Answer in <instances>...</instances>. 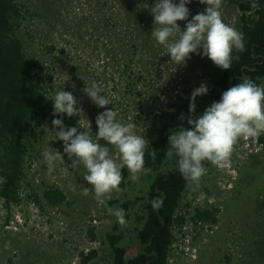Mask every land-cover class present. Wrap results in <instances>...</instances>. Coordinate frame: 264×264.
<instances>
[{
    "label": "rangeland",
    "instance_id": "rangeland-1",
    "mask_svg": "<svg viewBox=\"0 0 264 264\" xmlns=\"http://www.w3.org/2000/svg\"><path fill=\"white\" fill-rule=\"evenodd\" d=\"M17 2L24 14L19 34L27 55L53 78L47 101L50 119L54 112L51 100L64 88L73 93L77 107L83 111L73 117L62 115L67 119L66 127L89 131L93 138L98 132L96 118L106 109L97 107L86 95V83L102 84L104 94L112 101L107 108L118 109L122 122L135 123V131L151 141L153 124L173 119L180 122L189 109L193 90L211 84L218 68L195 53L185 65L171 62L166 48L151 35L146 36L147 45L141 44L135 34L124 37L122 31L128 24L119 0L117 6H106L105 0ZM204 2L192 0L186 5L190 10L188 20L177 22L182 31L214 0ZM154 3L144 2L149 20L142 26L147 34L154 27L150 11ZM220 3L224 22L238 30V9L227 0ZM110 20L116 22L111 25ZM179 35L178 31L176 38ZM118 37L123 40L118 41ZM79 120L84 129L79 127ZM52 129L49 121L44 134L29 149L21 203L9 209L0 199V264H83L92 251L98 255L87 264H110L107 236L115 232L123 234L121 245L127 248L128 258L133 257L140 247L135 218L142 215L141 203L131 207L132 219L124 224L109 209H123L125 202L143 197L155 175L143 172L134 180L124 168L122 172H127L119 190L106 194L101 203L93 192L84 194L86 188L93 187L83 179L86 169L83 165L71 166L75 158L69 160L63 153L64 142L56 140ZM261 137L264 139V135ZM100 142L119 159L113 146ZM55 149L64 155L65 163L49 172L42 153ZM48 186L63 190L67 202L52 207L41 199L39 205L35 195L42 197ZM214 209H218L216 222L196 218L198 210ZM177 213L185 217V222L173 230L175 244L180 247L170 255L169 264H264V143L260 138L240 139L230 167L221 169L212 164L198 183L192 182ZM184 248L192 253H185Z\"/></svg>",
    "mask_w": 264,
    "mask_h": 264
},
{
    "label": "trees",
    "instance_id": "trees-1",
    "mask_svg": "<svg viewBox=\"0 0 264 264\" xmlns=\"http://www.w3.org/2000/svg\"><path fill=\"white\" fill-rule=\"evenodd\" d=\"M142 0H119L121 14L128 26L123 29L124 37L135 34L143 45H147L146 28L142 26L149 20V14ZM240 12L238 31L244 38V50L233 51L230 70L217 68L212 83L208 84L209 94L198 97L194 116L188 111L184 118L162 124H153V139L145 151V168L151 169L155 176L143 197L125 202V221L132 219L130 209L141 203L142 215H137L136 239L139 248L128 258L127 248L121 245L123 234H108L110 264H169L171 247L174 242V228L183 225L185 217L178 215L182 197L192 183L180 174L176 159H167L168 136L171 129L190 127L188 118L203 114L214 101H219L224 91L249 77L257 84L264 85V0H227ZM118 0H105V5L117 6ZM24 14L17 0H0V198L7 208L21 203L20 189L26 179L25 161L29 149L45 132L48 122L59 118L48 114V94L53 89V78L32 61L19 31ZM111 25L116 22L110 20ZM109 30L111 28L107 27ZM113 38L111 37V41ZM123 37H118V41ZM143 47L142 45H138ZM50 52L53 49H49ZM264 143V139L260 136ZM212 164L205 161L208 170ZM127 170L123 171V176ZM123 186V185H122ZM41 199L49 206L58 207L67 202V195L59 187L48 186L42 197L35 195L36 202ZM153 200L162 201L153 207ZM218 209L197 211L196 218L204 222H216ZM118 227H115L117 229ZM92 251L83 260L87 264L97 256Z\"/></svg>",
    "mask_w": 264,
    "mask_h": 264
},
{
    "label": "clouds",
    "instance_id": "clouds-1",
    "mask_svg": "<svg viewBox=\"0 0 264 264\" xmlns=\"http://www.w3.org/2000/svg\"><path fill=\"white\" fill-rule=\"evenodd\" d=\"M201 2L205 3L204 0ZM191 3L192 0H155L150 9L154 18L151 37L166 48L171 62L185 65L195 53L207 57L222 70H230L233 51H243L245 47L242 33L224 22L220 0H214L204 11L194 15L182 31L177 22L188 20L190 10L186 5ZM178 31L180 35L176 38ZM84 92L97 107L106 109L96 118L98 132L95 138L89 131L66 127L59 118L52 120L51 131L56 140L64 142L63 153L69 160L75 158L71 166L83 165L86 169L83 179L93 187L86 188L84 194L91 191L103 203L106 194L119 190L125 179L124 168L134 180L139 178L138 174L151 171L145 168V151L150 141L135 131V123L122 122L118 109L107 108L112 101L104 94L102 84L93 82L88 86L86 83ZM207 94L209 88L206 84L191 93L189 112L193 116L197 98ZM51 101L54 117L64 114L73 117L75 113L83 112L77 107L73 93L64 88L56 91ZM80 124L79 120V127L83 128ZM187 124L190 127L170 130L165 157L175 158L180 174L186 180L198 183L207 172L205 161L221 169L228 168L240 139H256L264 135V85L243 77L241 82L224 91L220 100L214 101L202 115L188 118ZM101 140L115 148L119 159L112 155L110 147L101 144ZM42 155L49 172L65 163L64 155L57 149L44 151ZM161 203L152 202L154 208ZM109 212L120 224L125 223L126 214L122 208H110Z\"/></svg>",
    "mask_w": 264,
    "mask_h": 264
},
{
    "label": "built area",
    "instance_id": "built-area-1",
    "mask_svg": "<svg viewBox=\"0 0 264 264\" xmlns=\"http://www.w3.org/2000/svg\"><path fill=\"white\" fill-rule=\"evenodd\" d=\"M0 199H1V198H0ZM2 200H3V199H2ZM185 227H186V226H185ZM185 227H184V228H185ZM183 231H184V229H183ZM174 238H175V239H174L173 245H172V247H171V253H170V254H172V252H175V251L177 250V248L180 247V246L177 247V244H175V241H176V239H177V238L175 237V234H174ZM180 250H183V249H180ZM183 251H184L185 253H187V254H191V253H192V252H191V253H188V252H190V250H187V248H184ZM170 260H171V259L169 258V263H170Z\"/></svg>",
    "mask_w": 264,
    "mask_h": 264
}]
</instances>
